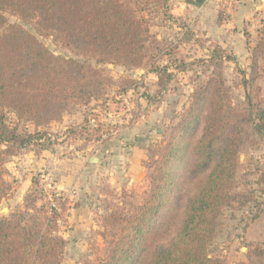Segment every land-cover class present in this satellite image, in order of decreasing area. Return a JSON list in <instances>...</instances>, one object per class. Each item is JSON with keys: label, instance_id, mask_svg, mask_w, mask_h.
I'll return each mask as SVG.
<instances>
[{"label": "rangeland", "instance_id": "374dc122", "mask_svg": "<svg viewBox=\"0 0 264 264\" xmlns=\"http://www.w3.org/2000/svg\"><path fill=\"white\" fill-rule=\"evenodd\" d=\"M122 1L128 3L135 15L143 16L156 41L148 44L146 58L138 68L81 56L53 34L37 32L33 21H21L6 13L8 24L15 23L35 35L52 56L85 61L102 74L99 95L87 103L72 105L60 119L48 124L35 126L31 121L16 119L10 111L0 112L2 186L6 189L3 195L0 193V217L23 211L28 197L39 208L30 211L32 218L46 221L55 215V233L64 241V248L54 264H96L104 255L111 234L104 216L117 205L132 208L140 203L148 190L149 162L202 82L220 79L229 89L231 106L237 109L246 110V96L249 97L254 119L264 122V0ZM108 112L127 117L125 121L112 122L103 118V113ZM144 116L150 117L147 127L151 138L141 136L143 131L131 133L133 138L136 136V144L146 149V173L137 183L128 185L129 181L120 173L122 164L118 158H111L99 172H93V166L74 171L71 179L78 189L76 194L82 196L80 201L76 194L69 197L53 187L63 169L72 171L73 165L76 170L74 162L66 161L67 152L90 148L85 153H94L98 144L116 138L122 131L141 127L138 122H143ZM111 130L116 131L115 135L110 134ZM22 136L31 140L20 146L11 139L7 144L13 148L9 149L2 142L6 137ZM68 146L72 151L65 150ZM41 150L56 151L58 162L51 161L42 171H35L29 189L20 195L17 188L21 181L11 171L16 167V158L31 152L38 155ZM48 172L52 177H47ZM236 181V191L249 195L252 201L235 203L224 210L209 252L223 258L226 264H250L245 243L264 247L263 135L248 132L245 137L239 149ZM46 193L60 194L58 209H49ZM29 220L26 216L25 221Z\"/></svg>", "mask_w": 264, "mask_h": 264}, {"label": "trees", "instance_id": "16d2710c", "mask_svg": "<svg viewBox=\"0 0 264 264\" xmlns=\"http://www.w3.org/2000/svg\"><path fill=\"white\" fill-rule=\"evenodd\" d=\"M7 12L33 21L37 32L53 34L81 56L127 68L140 67L148 44L156 42L143 16L122 0H0V112L35 126L99 95L102 74L85 61L52 56L35 35L8 24ZM228 90L220 79H207L193 91L149 162L145 196L137 206L117 205L104 216L111 234L96 264H226L210 254L209 244L224 210L252 201L236 191L238 154L248 132L264 136L249 97L248 108L237 109ZM11 139L20 146L31 140L3 138L6 149L13 148ZM26 201L23 211L0 217V264H54L64 248L55 233L57 217L32 218L30 211L39 208L30 197ZM244 246L248 263L264 264V247Z\"/></svg>", "mask_w": 264, "mask_h": 264}, {"label": "crops", "instance_id": "0c3cea01", "mask_svg": "<svg viewBox=\"0 0 264 264\" xmlns=\"http://www.w3.org/2000/svg\"><path fill=\"white\" fill-rule=\"evenodd\" d=\"M118 115L119 113L115 114L114 112H108L103 113V118L114 122V120L116 119L124 120V118L126 119L127 117V114H125L124 118H122L121 116L118 117ZM144 118L145 120L143 122L139 121V124L137 123L141 127L130 128V132L126 131L124 133L122 131L123 128L120 127L122 132L117 134L116 138H114L113 136L108 141L98 144V147H95V151H93L94 153H89L88 155L87 153H85V149L90 148H81L79 150L75 149L73 152H67L66 161L72 163L74 162L76 170H73V165L72 167L70 166V170L72 171L63 169V173H60L58 175V179L53 182V187L56 190L61 189L65 191L67 194H69V197H71V194L73 196L78 191V189L76 188V184H74V182H72L73 180L71 179L74 171H80L82 169H85L87 166H93L92 171L99 172L100 170H102L105 161H108L111 158H118V161L122 164L121 167L123 168L120 173H122L126 180L129 181L128 185H130L131 183H137L140 180L141 175L144 176L146 173V169L143 165V160L146 158V149L145 147L136 144V136L133 138L131 133L135 131H143L144 135L141 136H143L146 140L151 138L149 136L151 132H149V127H147L150 125V121H148L150 117L144 116ZM71 149V146L65 147L66 151H70ZM40 152L41 153L38 155L31 152L29 156L24 155V157L16 158V163H14L16 167L12 168L11 171L12 175H14V178L21 181L20 186L17 188L20 195L29 189L31 184L30 178L32 175H34L35 171H42V168L45 167L46 164H50L51 161H53L52 164L58 162L55 158V154L57 153L56 151L41 150ZM70 157H72V159ZM52 166L53 165H50V167ZM49 175H51L50 172H48L47 177ZM76 195V198L78 200L82 198V196L80 198L78 193ZM6 205L8 207L7 203Z\"/></svg>", "mask_w": 264, "mask_h": 264}, {"label": "built area", "instance_id": "2783aa9c", "mask_svg": "<svg viewBox=\"0 0 264 264\" xmlns=\"http://www.w3.org/2000/svg\"><path fill=\"white\" fill-rule=\"evenodd\" d=\"M115 133H116V131H114V130H111V132H110L111 135H115ZM43 189L45 192H47V189L45 186H43ZM46 194H48L47 196H48L49 205H50L49 209H51V210L58 209L57 202L59 201L58 198L60 197V194L59 193H55L54 195H52L50 193H46Z\"/></svg>", "mask_w": 264, "mask_h": 264}]
</instances>
